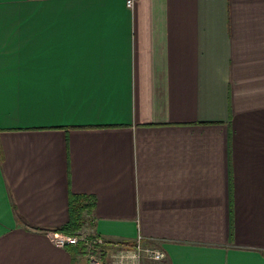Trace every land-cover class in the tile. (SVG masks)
Wrapping results in <instances>:
<instances>
[{"label": "crops", "instance_id": "obj_1", "mask_svg": "<svg viewBox=\"0 0 264 264\" xmlns=\"http://www.w3.org/2000/svg\"><path fill=\"white\" fill-rule=\"evenodd\" d=\"M264 264V0H0V264Z\"/></svg>", "mask_w": 264, "mask_h": 264}, {"label": "built area", "instance_id": "obj_2", "mask_svg": "<svg viewBox=\"0 0 264 264\" xmlns=\"http://www.w3.org/2000/svg\"><path fill=\"white\" fill-rule=\"evenodd\" d=\"M135 0H126V4L128 7H133ZM50 238L55 242L57 246L67 247V246H77L82 243L88 247L100 246L104 245L105 241L102 237L97 236L93 233H89L83 231L82 229L78 231L76 234H67L62 231H51L48 233ZM124 258L131 259L133 264H139L140 260L144 257H147L151 260H162L165 258L166 253L164 250L159 248H154L150 246H144L142 238L139 236L137 239L136 245L133 249L125 252L123 254ZM91 260L89 264H102L100 259H98L95 255H90Z\"/></svg>", "mask_w": 264, "mask_h": 264}, {"label": "trees", "instance_id": "obj_3", "mask_svg": "<svg viewBox=\"0 0 264 264\" xmlns=\"http://www.w3.org/2000/svg\"><path fill=\"white\" fill-rule=\"evenodd\" d=\"M91 206L92 204L88 203L84 196L72 194L69 200V220L61 226V228H58L57 231H62L67 234H76L83 228L86 222L84 213L85 211L90 210ZM81 244L82 243L77 246H69L75 256V259L77 255H84L85 253V246H82L83 244Z\"/></svg>", "mask_w": 264, "mask_h": 264}, {"label": "rangeland", "instance_id": "obj_4", "mask_svg": "<svg viewBox=\"0 0 264 264\" xmlns=\"http://www.w3.org/2000/svg\"><path fill=\"white\" fill-rule=\"evenodd\" d=\"M82 245V244H81ZM143 245L144 246H150V247H154V248H156V246H154V245H145L144 243H143ZM82 246H85L84 244L82 245ZM103 246L104 245H100V246H94V247H88V246H85V253H84V255H87V259H88V262L90 263V260H91V257H90V255L92 254V255H95L98 259H100V261L102 262V264H107L105 261H104V259L102 258V254H103ZM132 247H128L126 250H124L123 252H122V255L125 253V252H127V251H129L130 249H131ZM120 260L119 259H116V264L119 262Z\"/></svg>", "mask_w": 264, "mask_h": 264}]
</instances>
